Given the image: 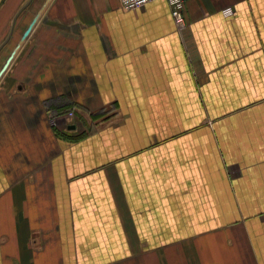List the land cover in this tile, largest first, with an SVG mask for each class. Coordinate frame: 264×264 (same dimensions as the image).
I'll use <instances>...</instances> for the list:
<instances>
[{
	"label": "crops",
	"instance_id": "obj_1",
	"mask_svg": "<svg viewBox=\"0 0 264 264\" xmlns=\"http://www.w3.org/2000/svg\"><path fill=\"white\" fill-rule=\"evenodd\" d=\"M0 45V264H264V0H0Z\"/></svg>",
	"mask_w": 264,
	"mask_h": 264
},
{
	"label": "built area",
	"instance_id": "obj_2",
	"mask_svg": "<svg viewBox=\"0 0 264 264\" xmlns=\"http://www.w3.org/2000/svg\"><path fill=\"white\" fill-rule=\"evenodd\" d=\"M156 0H119L120 7L125 11H135ZM169 6L170 14L177 29L184 27V11L187 0H165ZM69 117H73L69 114Z\"/></svg>",
	"mask_w": 264,
	"mask_h": 264
},
{
	"label": "water",
	"instance_id": "obj_3",
	"mask_svg": "<svg viewBox=\"0 0 264 264\" xmlns=\"http://www.w3.org/2000/svg\"><path fill=\"white\" fill-rule=\"evenodd\" d=\"M28 5V4H27ZM26 7V6H25ZM24 7V8H25ZM23 8V9H24ZM22 9V10H23ZM22 10L18 13V15L22 12ZM18 17V16H17ZM16 17V18H17ZM16 18L13 20V22H12V28H13V26H14V24H15V21H16ZM32 27H33V24L29 27V29L26 31V33L24 34V36H23V39H25V38H27V36L29 35V33L31 32V29H32ZM11 31H12V29H11ZM11 34H12V32H10ZM11 34H10V36L9 37H11ZM11 58L12 57H10L8 60H7V62H6V64H5V66L3 67V69L1 70V72H0V77H1V75L5 72V70H6V68H7V66H8V64H9V62H10V60H11ZM70 130H74L75 128L74 127H70L69 128Z\"/></svg>",
	"mask_w": 264,
	"mask_h": 264
},
{
	"label": "rangeland",
	"instance_id": "obj_4",
	"mask_svg": "<svg viewBox=\"0 0 264 264\" xmlns=\"http://www.w3.org/2000/svg\"><path fill=\"white\" fill-rule=\"evenodd\" d=\"M1 45H2V44H1ZM1 45H0V46H1ZM7 46H8V45H7ZM7 46H6V47H7ZM5 54H6V53H4L3 56H2L1 58H3ZM1 60H2V59H0V61H1Z\"/></svg>",
	"mask_w": 264,
	"mask_h": 264
}]
</instances>
